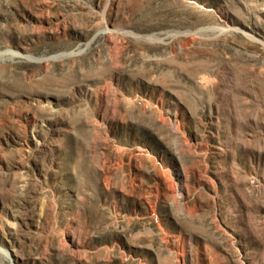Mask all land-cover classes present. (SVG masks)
Returning a JSON list of instances; mask_svg holds the SVG:
<instances>
[{
  "label": "rangeland",
  "instance_id": "obj_1",
  "mask_svg": "<svg viewBox=\"0 0 264 264\" xmlns=\"http://www.w3.org/2000/svg\"><path fill=\"white\" fill-rule=\"evenodd\" d=\"M0 264H264V0H0Z\"/></svg>",
  "mask_w": 264,
  "mask_h": 264
}]
</instances>
